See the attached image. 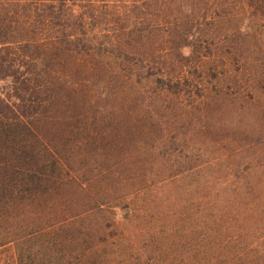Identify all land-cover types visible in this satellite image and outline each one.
<instances>
[{
    "label": "trees",
    "instance_id": "1",
    "mask_svg": "<svg viewBox=\"0 0 264 264\" xmlns=\"http://www.w3.org/2000/svg\"><path fill=\"white\" fill-rule=\"evenodd\" d=\"M258 10L0 0V249L15 264H264L258 62L242 42Z\"/></svg>",
    "mask_w": 264,
    "mask_h": 264
},
{
    "label": "rangeland",
    "instance_id": "2",
    "mask_svg": "<svg viewBox=\"0 0 264 264\" xmlns=\"http://www.w3.org/2000/svg\"><path fill=\"white\" fill-rule=\"evenodd\" d=\"M245 10L247 11L246 14H250V8L248 7V5L245 7ZM256 26L257 29H254V33L252 32V30H249V22L247 21V19H245L244 21V26L248 28L246 29V33L245 36H243L242 42L244 44V57H248L251 59H256V61L258 62V66H257V72H258V79H259V85H258V95H259V121H262L261 123V128L258 132L256 131H252L251 129H249V133H255V134H259L260 136H262V141L261 143L264 144V13L261 10H258V13L256 14ZM181 55H183V57H187L190 55V48L189 47H185L181 50ZM8 89H9V84L8 82H0V95H6L8 93ZM211 89V87H210ZM7 96V95H6ZM257 116V113H256ZM255 116V117H256ZM258 117V116H257ZM263 128V129H262ZM224 133L221 132L219 133L217 137H221L223 136ZM211 132L207 135H205V137L208 139L209 137H211ZM215 138V139H216ZM256 138V137H254ZM182 149V148H181ZM256 151H264V145H258V147L256 148ZM182 157L185 156L186 152L190 154V152H188L186 150V148L184 150H182ZM171 161L174 160V158H170ZM0 264H15V255H14V250L12 246H6L4 248L0 249Z\"/></svg>",
    "mask_w": 264,
    "mask_h": 264
}]
</instances>
